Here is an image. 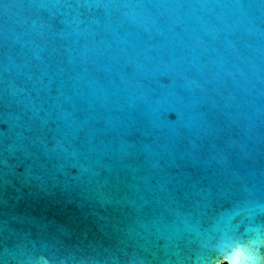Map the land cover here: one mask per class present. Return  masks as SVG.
Listing matches in <instances>:
<instances>
[{"label":"water","instance_id":"obj_1","mask_svg":"<svg viewBox=\"0 0 264 264\" xmlns=\"http://www.w3.org/2000/svg\"><path fill=\"white\" fill-rule=\"evenodd\" d=\"M256 199L264 0H0V214L58 224L50 258L215 264Z\"/></svg>","mask_w":264,"mask_h":264},{"label":"clouds","instance_id":"obj_2","mask_svg":"<svg viewBox=\"0 0 264 264\" xmlns=\"http://www.w3.org/2000/svg\"><path fill=\"white\" fill-rule=\"evenodd\" d=\"M15 171L18 176L24 174L23 168L18 165L15 166ZM254 207L257 214L264 213V200L256 199ZM5 227L9 235L7 238H0V264H20L12 255L18 246L15 239L17 234L29 240L32 247L37 250L36 254L27 260V264H66L63 257L50 258L48 254L50 245L47 241H41L43 229L58 228V224L54 221L45 222L37 219L25 211L18 210L13 203L11 212L6 218L0 214V233ZM61 235L67 237V240L60 244L61 249L78 246L71 242V235L66 230H61ZM212 249L217 257L215 264H264V252L261 251L264 249V225L252 223L249 218L242 236L233 237L221 233ZM194 264H209V262L199 259L194 261Z\"/></svg>","mask_w":264,"mask_h":264}]
</instances>
